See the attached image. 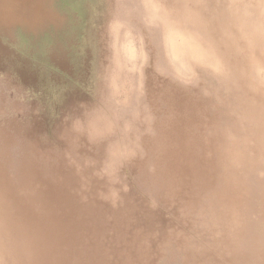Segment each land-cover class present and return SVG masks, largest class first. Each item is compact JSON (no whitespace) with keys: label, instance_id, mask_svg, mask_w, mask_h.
Listing matches in <instances>:
<instances>
[{"label":"clouds","instance_id":"obj_1","mask_svg":"<svg viewBox=\"0 0 264 264\" xmlns=\"http://www.w3.org/2000/svg\"><path fill=\"white\" fill-rule=\"evenodd\" d=\"M0 264H264V0H0Z\"/></svg>","mask_w":264,"mask_h":264},{"label":"bare ground","instance_id":"obj_2","mask_svg":"<svg viewBox=\"0 0 264 264\" xmlns=\"http://www.w3.org/2000/svg\"><path fill=\"white\" fill-rule=\"evenodd\" d=\"M75 2V0H69V4H74ZM75 15L76 14L73 13V19H75ZM50 61L61 70L60 75L54 76L55 79H66V76L70 80H74L76 78L73 66L70 63L67 54L64 53L62 49H54L50 55Z\"/></svg>","mask_w":264,"mask_h":264},{"label":"rangeland","instance_id":"obj_3","mask_svg":"<svg viewBox=\"0 0 264 264\" xmlns=\"http://www.w3.org/2000/svg\"><path fill=\"white\" fill-rule=\"evenodd\" d=\"M75 1H76V0H75ZM66 80H67V81H71L70 79L67 78V76H66Z\"/></svg>","mask_w":264,"mask_h":264}]
</instances>
